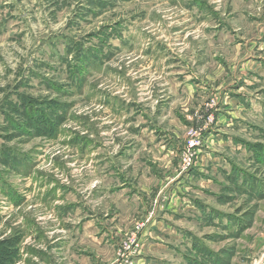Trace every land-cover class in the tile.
Here are the masks:
<instances>
[{
	"label": "rangeland",
	"instance_id": "obj_1",
	"mask_svg": "<svg viewBox=\"0 0 264 264\" xmlns=\"http://www.w3.org/2000/svg\"><path fill=\"white\" fill-rule=\"evenodd\" d=\"M0 264H264V0H0Z\"/></svg>",
	"mask_w": 264,
	"mask_h": 264
},
{
	"label": "built area",
	"instance_id": "obj_2",
	"mask_svg": "<svg viewBox=\"0 0 264 264\" xmlns=\"http://www.w3.org/2000/svg\"><path fill=\"white\" fill-rule=\"evenodd\" d=\"M192 135H193V134H191V138H190V141H189V142H190V145L193 144Z\"/></svg>",
	"mask_w": 264,
	"mask_h": 264
}]
</instances>
